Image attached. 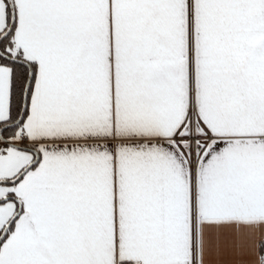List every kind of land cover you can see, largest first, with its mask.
Wrapping results in <instances>:
<instances>
[{
    "label": "snow or ice",
    "instance_id": "snow-or-ice-1",
    "mask_svg": "<svg viewBox=\"0 0 264 264\" xmlns=\"http://www.w3.org/2000/svg\"><path fill=\"white\" fill-rule=\"evenodd\" d=\"M0 264H264V0H0Z\"/></svg>",
    "mask_w": 264,
    "mask_h": 264
}]
</instances>
